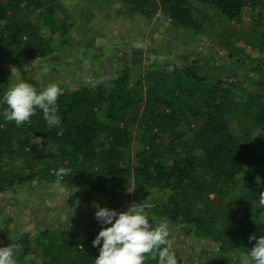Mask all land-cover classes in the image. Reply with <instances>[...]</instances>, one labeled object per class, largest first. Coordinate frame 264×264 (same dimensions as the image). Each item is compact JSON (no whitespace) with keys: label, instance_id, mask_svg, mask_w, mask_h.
<instances>
[{"label":"trees","instance_id":"1","mask_svg":"<svg viewBox=\"0 0 264 264\" xmlns=\"http://www.w3.org/2000/svg\"><path fill=\"white\" fill-rule=\"evenodd\" d=\"M116 1L148 22L167 21L196 34L210 22L198 4L207 5L220 26L239 21L248 7L264 14V0ZM58 7L56 0H0V67H35L55 53L40 34L42 27L50 34L68 31L67 14L57 17ZM258 27L264 30V23ZM258 34L240 40L256 44L259 54L226 51L225 64L206 67L196 60L164 63L139 75L134 86L129 70L139 61L132 56L106 89L59 96L62 136L60 128L48 130L39 109L17 127L5 121L0 105V194L34 181L54 184L61 167L71 170L62 181L66 190L127 201L163 191L165 198L150 211L153 219L189 227L194 237L213 242L226 264H245L255 244L249 236L264 231V34ZM4 93L0 86V100ZM110 226L23 234L15 241L23 246L19 264L28 254V264H94L99 247L92 241ZM144 264L157 261L149 257Z\"/></svg>","mask_w":264,"mask_h":264},{"label":"rangeland","instance_id":"2","mask_svg":"<svg viewBox=\"0 0 264 264\" xmlns=\"http://www.w3.org/2000/svg\"><path fill=\"white\" fill-rule=\"evenodd\" d=\"M56 1L61 8L58 7L55 14L62 18L66 13L70 28L64 33L55 34H50L45 27L41 28L40 35L56 51L35 67H0V86L5 92L22 80L31 83L38 92L50 83L57 84L62 93L94 87L104 90L110 86V80L131 62L132 56L139 61L138 65L132 64L129 70L130 86H134L139 75L154 71L164 63L196 60L206 67L213 63L225 64L226 51L234 53L238 49L247 55L259 54L256 44L250 46L241 43V40L251 33L264 34V30L258 27L259 23H264L263 11L251 7L242 11L239 21L220 26L212 17L209 7L198 4L199 12L210 16V22L196 34L191 30L174 28L167 21L148 22L134 16L123 3L116 0ZM50 5L54 4L51 2ZM30 17L32 21L34 16ZM226 30L232 31L235 36L230 37ZM12 68L18 72L11 71ZM238 96L244 95L238 93ZM232 128L237 129V125L233 124ZM184 130L185 136L189 137L192 132H188L187 127ZM237 181H241V175ZM52 185L45 181H34L0 194V247L10 245L26 233L37 237L44 230L95 232L99 223L93 204L122 212L133 202L144 201L152 206L148 210L151 215L154 205L165 198L163 191L155 190L150 192L151 196H138L127 201L126 196L103 197L95 191L90 193L72 189L61 193ZM150 215L153 225L167 223L169 239L180 254L181 264H226L224 257L216 252L217 247L213 242L194 237L189 227L181 230L176 223L163 218L153 219ZM254 235L259 238L264 236V231Z\"/></svg>","mask_w":264,"mask_h":264},{"label":"clouds","instance_id":"3","mask_svg":"<svg viewBox=\"0 0 264 264\" xmlns=\"http://www.w3.org/2000/svg\"><path fill=\"white\" fill-rule=\"evenodd\" d=\"M11 71L18 72L15 68ZM60 95L62 89L55 83L48 84L38 92L31 83L22 80L9 87L3 94L0 100V105L4 106L3 117L6 122H14L20 127L30 123L39 109L48 130L60 128L57 135L62 136L61 119L57 115V101ZM70 172V169L63 167L57 169L52 187L58 192H64L66 189L62 181ZM93 207L97 209V222L101 225H111L102 227L92 241L93 247H99V255L94 264H144L149 257L156 260L157 264H177L167 223L153 225L148 213L152 207L150 204L144 201L133 202L122 212L100 208L98 204H93ZM259 207L264 209V191L259 194ZM248 239L249 242L254 240L255 244L247 251L245 264H264V236L257 238L252 235ZM22 252L23 246L15 242L0 247V264H19V255ZM32 259L31 254L25 255L23 264H28Z\"/></svg>","mask_w":264,"mask_h":264}]
</instances>
